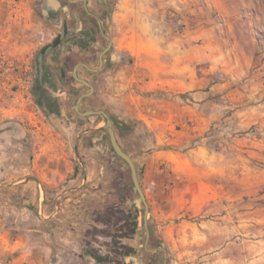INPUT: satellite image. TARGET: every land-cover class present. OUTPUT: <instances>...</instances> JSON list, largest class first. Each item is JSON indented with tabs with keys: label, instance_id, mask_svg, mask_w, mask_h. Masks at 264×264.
I'll return each mask as SVG.
<instances>
[{
	"label": "rangeland",
	"instance_id": "1",
	"mask_svg": "<svg viewBox=\"0 0 264 264\" xmlns=\"http://www.w3.org/2000/svg\"><path fill=\"white\" fill-rule=\"evenodd\" d=\"M44 6L0 0V264H67L76 243L105 264H264V0L107 1L111 61L78 70L79 110H105L135 162L147 242L73 61L38 101Z\"/></svg>",
	"mask_w": 264,
	"mask_h": 264
},
{
	"label": "flooded vegetation",
	"instance_id": "2",
	"mask_svg": "<svg viewBox=\"0 0 264 264\" xmlns=\"http://www.w3.org/2000/svg\"><path fill=\"white\" fill-rule=\"evenodd\" d=\"M43 1L45 6L40 9V14L44 19L53 23L56 31L51 39L39 48L40 52L43 47L51 46L49 52L44 56V69L41 76L36 61L35 91L39 98L45 91V84L53 83L55 69L60 68L59 65H68L73 61L71 65V76L73 77L72 70L75 64L81 62L90 68H96L99 64L100 53L104 51L102 65L99 68L101 69L106 61H111L113 46V40L104 25L103 19L108 0ZM94 59L96 64L91 67ZM79 69L90 72L99 70L93 71L84 65H80L76 75ZM86 87L89 89L88 86ZM153 250L158 251L156 248Z\"/></svg>",
	"mask_w": 264,
	"mask_h": 264
},
{
	"label": "water",
	"instance_id": "3",
	"mask_svg": "<svg viewBox=\"0 0 264 264\" xmlns=\"http://www.w3.org/2000/svg\"><path fill=\"white\" fill-rule=\"evenodd\" d=\"M50 48H51L50 45L43 47L42 50L38 53V55L36 57L37 67L39 69L40 76L42 75V71L44 69V56L49 52ZM103 53H104V51H102L100 53L99 64L96 68H90L87 64H84L81 62L74 65L73 70H72L73 77L78 82L89 87V90L87 92H84L78 96V98L75 102L74 108H75V110L78 111V113L81 116L100 115L105 119L104 127L106 128V130L108 132L111 147L113 148L114 152L122 160H124L129 167L130 177H131L132 184H133L132 190H133L134 202L136 203L137 206L143 205L142 221H143L144 228L146 230V241L145 242H147L148 238H149V228H148L149 207H148L144 192H143L141 185H140L139 173H138L135 162L133 161L132 157L122 148V146L118 142V139H117L114 127H113L112 119L110 118V116L108 115V113L105 110H103V109H90V110H85V111L79 110V104H80L81 100L84 99L85 97L90 96L94 91V87L88 80L81 78V77L76 75L77 68L80 65H84L85 67H87L93 71L98 70L102 65V54ZM158 250H162V248H158Z\"/></svg>",
	"mask_w": 264,
	"mask_h": 264
},
{
	"label": "crops",
	"instance_id": "4",
	"mask_svg": "<svg viewBox=\"0 0 264 264\" xmlns=\"http://www.w3.org/2000/svg\"><path fill=\"white\" fill-rule=\"evenodd\" d=\"M70 247L77 251V254H72L69 257V262L67 264H105L104 257L100 255L99 252H95L94 250L84 249V245L81 243L70 244ZM19 258H15L18 260Z\"/></svg>",
	"mask_w": 264,
	"mask_h": 264
},
{
	"label": "trees",
	"instance_id": "5",
	"mask_svg": "<svg viewBox=\"0 0 264 264\" xmlns=\"http://www.w3.org/2000/svg\"><path fill=\"white\" fill-rule=\"evenodd\" d=\"M38 101H40V98L38 99ZM114 123H115V121H114ZM117 123H119V122H117ZM127 251H129V249Z\"/></svg>",
	"mask_w": 264,
	"mask_h": 264
}]
</instances>
